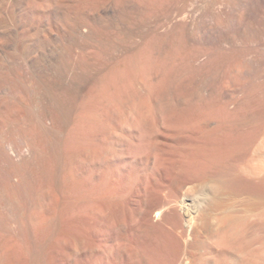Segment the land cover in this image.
I'll return each mask as SVG.
<instances>
[{
	"label": "bare ground",
	"instance_id": "1",
	"mask_svg": "<svg viewBox=\"0 0 264 264\" xmlns=\"http://www.w3.org/2000/svg\"><path fill=\"white\" fill-rule=\"evenodd\" d=\"M4 1V221L21 226L24 218L25 242L35 250L38 232L39 242L67 233L82 257V215L121 214L131 239L117 250L121 258L131 251V264H264V0L160 4L147 22L144 14L134 19L146 31L127 27L131 13L113 1L92 13L83 11L84 0ZM99 12L113 14L115 38L110 26L104 37ZM181 42L183 65L174 60ZM174 61L188 77L173 78ZM229 64L232 91L223 80ZM217 75L213 91L204 80Z\"/></svg>",
	"mask_w": 264,
	"mask_h": 264
},
{
	"label": "rangeland",
	"instance_id": "2",
	"mask_svg": "<svg viewBox=\"0 0 264 264\" xmlns=\"http://www.w3.org/2000/svg\"><path fill=\"white\" fill-rule=\"evenodd\" d=\"M81 1H83V0H81ZM84 1H86V0H84ZM83 1V3L82 4H84L83 5V7H84V12H94L93 10L95 9L96 10V8L98 7V9H97V11L99 10L100 11V8L101 7H103L105 4H109V3H113L114 5H116L117 7V10H119V12L121 11V12H125V11H127V12H130L131 13V19H130V21H129V23H130V25H129V23L127 24V27H134L135 26V24L134 23H136V21L138 20V18L140 19L141 18V16H142V18L144 17V15H146L143 19L144 20H146V22H147V17H151L152 15L150 14V13H152L153 14V12H157V8H156V6H159L160 4L161 5H163L164 4V6L165 7H172V6H178V3L179 2H181V0H160V1H163V2H165V3H162V2H160L159 0H87L86 1V3ZM109 1H111V2H109ZM113 1V2H112ZM145 1V2H144ZM172 1V2H171ZM176 1V2H175ZM5 3L6 1H4V0H0V5L1 4H3V3ZM89 3V5L91 6H89L88 5V3ZM94 2V4H90V3H93ZM97 2V3H96ZM137 2V3H136ZM151 2V3H150ZM168 2V3H167ZM178 2V3H177ZM101 3V4H100ZM157 3V4H156ZM170 3V4H169ZM177 3V5H175ZM87 4V6H85ZM96 4V5H95ZM104 4V5H103ZM124 4V5H123ZM131 4V5H130ZM155 4V5H154ZM180 4V3H179ZM92 5H94V6H92ZM98 5H100L101 7H99ZM151 5V6H150ZM169 5V6H168ZM96 6V7H95ZM155 6V7H154ZM95 7V8H94ZM124 7V8H123ZM122 8V9H121ZM91 9V10H90ZM152 9V10H151ZM149 10V11H148ZM142 11V12H141ZM91 12V13H92ZM96 12V11H95ZM142 14H141V13ZM99 14H100V16H98V18L100 17V19H98L97 18V20H98V26H100V28H101V32H102V30L103 31H105L106 32V30L108 29V30H110V31H108L107 30V32H111V34L113 33V32H115V34H117L116 33V27H118V26H114V23H113V20H112V18H113V14L111 15V14H109V13H105V12H99ZM115 14V13H114ZM135 14V15H134ZM144 14V15H143ZM156 13H154L153 15H155ZM147 15H149V16H147ZM151 15V16H150ZM112 17V18H111ZM154 17V16H153ZM109 19H111V21L109 20ZM134 19L136 20V21H134ZM148 19H150V18H148ZM142 20V19H141ZM144 20H142V21H144ZM100 21V22H99ZM104 26V28L102 29V25ZM132 23V24H131ZM105 24V25H104ZM144 25V26H143ZM146 23H145V21L144 22H141L138 26H135V27H139V26H143L142 28H141V30H143V31H146L145 29H147L146 28ZM105 26H107V27H109V28H105ZM126 27V28H127ZM134 27V28H135ZM140 28V27H139ZM145 28V29H144ZM111 29H113L112 31H111ZM130 29V28H129ZM103 33V35H105L104 37L106 38L107 37V35L109 34V33ZM114 34V33H113ZM112 34V35H113ZM114 34V35H115ZM111 35V37H114L115 38V36L113 35L112 36ZM101 36H102V34H101ZM103 37V36H102ZM104 38V39H105ZM182 43V42H181ZM114 46H116V45H114ZM182 46H184L185 47V44H179V47H178V49L176 50L177 51V53H176V57H179V58H174V60H178L177 62H180V64L182 63L181 61H183L184 62V60L186 61V59H185V56H184V53H183V49L182 48H184V47H182ZM182 52V53H181ZM183 54V55H182ZM179 55V56H178ZM183 57V58H182ZM106 60V59H105ZM176 61H174V63L176 62ZM233 61V60H232ZM177 62H176V64H173L172 65V67H171V70H174V69H172V68H174V67H176L175 68V70L171 73V71L169 70V72L171 73V75H174L173 76V78H175V77H178L179 75L178 74H180V76H179V78H177L176 79V81L178 80V79H182L181 77H183V76H186V77H188V72L187 71H185V69H184V67H182L181 65H183V63L180 65V64H177ZM233 63V62H232ZM185 64H186V62H185ZM177 65H178V67H177ZM233 66H234V64H232ZM243 65H245V62H243ZM174 66V67H173ZM229 66V68H227L226 69V72H225V74L223 75V80H225V81H229L228 83L226 82V84H225V86H226V88L228 87V89H229V87H230V89H229V91H232V90H234V88H235V84L233 83L234 82V78H235V76H234V74L236 73L233 69V66L231 67V64H229L228 65ZM227 66V67H228ZM183 69H182V68ZM179 68H180V71H179ZM231 68V69H230ZM176 69H178V71L176 70ZM232 70V71H231ZM177 73H176V72ZM187 72V73H185V72ZM168 72V75L170 74ZM235 72V73H234ZM175 73V74H174ZM243 74H244V71L242 72ZM182 74V75H181ZM186 74V75H185ZM243 74L241 75V77L243 76ZM176 75V76H175ZM220 76V75H219ZM218 75L217 76H214L215 78H213V80H210L211 78H207L206 80H204V83L205 84H208L207 86L209 87V85L211 86V88L213 89V91H215V89H217V88H219L218 87V85L220 86V77H219ZM227 76V77H226ZM234 76V77H233ZM170 77V79H173L171 76H169ZM186 77H183V79H185ZM228 78V79H227ZM233 78V79H232ZM243 78V77H242ZM210 81H209V80ZM219 80V83L217 82ZM230 80H231V82H230ZM259 80L260 79H258L257 80V82H256V80H255V82L256 83H254V81L253 82H247L248 83V86L247 87H249V86H254V84H256V86H258L259 85ZM212 81H213V83H212ZM216 81V82H215ZM233 81V82H232ZM184 82V81H183ZM259 82V83H258ZM181 83V82H180ZM210 83V84H209ZM254 83V84H253ZM185 84V83H184ZM183 83H182V85H184ZM212 84V85H211ZM215 85V86H214ZM232 85V86H231ZM233 89H232V88ZM195 88H199V87H197V85L195 86ZM250 88L251 87H249V88H246L245 86H244V91L246 90V89H248V91L250 90ZM200 89V88H199ZM197 89V92L194 94V96H196V94H197V97L198 98H196V97H193L194 99L196 98V99H199L200 97H202V95H200L201 93H202V89ZM236 89V88H235ZM201 92V93H200ZM259 93H261L260 92V90L258 91ZM186 93V92H185ZM187 93H189V95H190V97L189 98H191V100H188L189 102H191V101H193L192 100V97H191V94H190V92H187ZM200 93V94H199ZM200 95V96H199ZM188 97V95L187 94H185L184 95V98H181L180 99V103L182 104L181 106H183V103H185L186 101H187V99H189V98H187ZM193 96V95H192ZM183 97V96H182ZM187 98V99H186ZM185 101H184V100ZM196 99H195V101H196ZM182 100H183V103H182ZM188 102V103H189ZM194 102V101H193ZM188 103L187 104H184V105H188ZM192 103V102H191ZM3 207H1L0 208V264H27V263H29V264H32L33 263V257H32V255L34 256L35 254V256H37L38 255V252L40 251V250H42L41 252H39L40 254L37 256L38 258L40 257V259H39V261H38V264H66L65 263V261H67V263H68V261H69V258L70 259H72V260H74L76 257H78V256H80L81 257V255H76V249H75V253H74V248H76V247H72V243H71V239H70V237L68 236V238L70 239V241L68 240V238L67 237H65V236H67V235H65L64 236V234H67V233H64V234H62V235H60L61 233H57L56 235H58L59 236V239H62L61 241L64 243H61V241L57 238V236L56 235H53L52 236V238L50 237L49 239V241H46V240H48V239H43L42 238V242H39V241H41V240H39V238L42 236V235H39L40 233L38 232L37 234V236L36 237H38V238H36V240H38V243H36V245H37V249L35 250V246L34 247H30L29 245H28V243L27 242H25V240L26 239H28V238H26L27 236H28V234H26L27 232H25L26 231V229H27V223H26V221L24 220V218L22 219V217H21V223L23 224H21L20 223V225L21 226H17V224H15V223H10L9 225H8V220L7 221H4V219L6 220V219H8L7 218V214H6V209H2ZM5 210V211H4ZM85 213H87V212H85ZM101 213H103V212H101ZM108 214V213H107ZM107 214H105V216H106V218H104L101 214H99V216H98V214H96V216L94 217V215L95 214H93V215H91V216H89L88 214H86V215H82L83 217H81V219L83 220H81V226L83 227L85 224V226L83 227L84 229H86V230H84L85 231V238L83 239V240H85L84 242H82V243H84V244H81V246L78 244V247L80 246L82 249H80V251H81V253H82V257L84 258H82L81 257V264H115V261L118 259V257L116 258V255L115 254H117L120 258H119V260H117L116 261V264H131V251L129 252L128 250H127V252L128 253H126V254H124L123 256H124V258H123V256H122V258H121V256H120V253H119V251L118 250H120L121 248H124V246L126 245V243H125V240H127V241H130V239H131V230L130 229H128L130 226H128L129 225V219L128 218H126V216L125 215H122V216H125V217H122L121 216V214H118L119 216H121V217H119L117 214H110V215H108L107 216ZM104 215V214H103ZM111 215L112 216H114V217H111ZM115 215H117V216H115ZM97 216H98V218L99 217H101L102 219H104V221H101V222H105V221H107L106 219L108 218L109 220L107 221V224H105V223H101V222H99V219L97 218ZM110 216V217H109ZM6 217V218H5ZM87 217V218H86ZM88 217H91V219H93V220H96V222L95 221H91V219L89 218L88 219ZM93 217V218H92ZM118 217V218H117ZM96 218V219H95ZM123 218H125L126 220H127V225H126V220L125 219H123ZM84 219H85V221H84ZM88 220V222L90 223V221H91V223L89 224V226H90V228L87 226L88 225V223H87V220ZM123 219V220H122ZM90 220V221H89ZM122 220V221H121ZM84 222H86V223H84ZM92 222H94L93 223V226L91 225L92 224ZM111 222V224H109ZM125 223V224H124ZM5 226H4V225ZM26 224V225H25ZM102 226H101V225ZM97 225H100V226H97ZM113 226V227H111V226ZM13 226V227H12ZM19 227V228H17V227ZM2 227V228H1ZM8 227V228H7ZM37 227H38V229L39 230H41L40 229V227H41V224H39V225H37ZM93 227H95V229L93 228ZM97 227V228H96ZM115 227V228H114ZM83 228H82V230H83ZM99 228H101L100 230H99ZM109 229L108 231L106 230L105 231V229ZM2 229H9L11 232L13 231V232H15L14 233V236L13 237H10V238H5V236H4V233L2 232ZM89 229H91L89 232H87V230H89ZM42 231V230H41ZM84 231H82V232H84ZM92 231V232H91ZM96 231V232H95ZM19 233H21V237L19 236ZM89 235H88V234ZM130 233V234H129ZM94 234V235H93ZM129 234V235H128ZM27 235V236H26ZM83 235H84V233H83ZM127 235H128V237H130V239L128 240V237H127ZM26 236V237H25ZM60 236H62V238H60ZM90 236V237H89ZM98 236V237H97ZM84 237V236H83ZM97 237V238H96ZM95 238V239H94ZM123 238V239H122ZM41 239V238H40ZM66 239V240H65ZM21 240V241H20ZM94 240H95V242H94ZM20 241V242H19ZM66 241H68V242H70V243H68L67 244V242ZM18 242V245L17 244H15V243H17ZM23 242V243H22ZM25 242V243H24ZM44 242H46V243H44ZM66 242V243H65ZM27 243V244H26ZM43 243H44V245H43ZM125 245H124V244ZM14 246H12V245ZM27 246L26 248H21L20 249V246L21 245H23V247L25 246V245ZM41 244V245H40ZM61 244H63V246L61 245ZM69 244H70V246H69ZM114 244V245H113ZM19 246V248H18V250H19V252L20 253H17V251L18 250H16V252H11V251H13V250H15V249H17L16 247L17 246ZM40 245V246H39ZM121 245V246H120ZM124 245V246H123ZM16 246V247H15ZM66 246V247H65ZM67 246H68V248H67ZM77 246V245H76ZM22 247V246H21ZM29 247H30V249H29ZM62 247H64L63 249H65L66 251H67V249H68V252H71L70 254H67V252L65 251V250H63V249H61ZM71 247H72V249H71ZM79 247V248H80ZM4 248V249H3ZM6 248V249H5ZM8 248H10V249H8ZM15 248V249H14ZM32 248H33V250L36 252H34L33 250H32ZM85 250H84V249ZM107 248H109V250H114V251H109ZM117 248H118V250H117ZM12 249V250H11ZM23 249H26V251L24 252L23 251ZM28 249V250H27ZM40 249V250H39ZM70 249H71V251H70ZM23 251V252H21V251ZM31 250V254L28 252V251H30ZM63 250V251H62ZM84 250V251H83ZM99 250H102L101 252L99 251ZM107 250V251H106ZM122 250V249H121ZM32 251H33V254H32ZM38 251V252H37ZM61 251V252H60ZM65 251V252H64ZM110 252V253H108V255H107V253L106 252ZM116 251V252H115ZM3 252V253H2ZM8 252H10L9 254H8ZM63 252V253H62ZM104 252H105V254H104ZM112 252V253H111ZM14 255H13V254ZM16 253H17V256H16ZM21 253H24V254H22L21 255ZM27 253H29V254H27ZM35 253V254H34ZM73 253H74V255L75 256H68V257H66L67 255H73ZM114 253V254H113ZM2 254V255H1ZM5 254V255H4ZM6 254H8V255H6ZM12 254V255H11ZM18 254H19V256H18ZM60 256L61 254V257H59L58 255ZM64 254H65V256H64ZM67 254V255H66ZM27 255V256H26ZM28 255H31V257L30 258H32V259H29V257H28ZM58 256V258H55V256ZM111 255V256H110ZM113 255V256H112ZM6 256V257H5ZM35 256H34V258H35ZM56 256V257H57ZM15 257V258H14ZM17 257H18V259H17ZM36 257V258H37ZM63 257V258H62ZM114 257L116 258V259H114ZM4 258V259H3ZM24 258V259H23ZM68 258V259H67ZM15 259V260H14ZM58 259V260H57ZM60 259V260H59ZM61 259H65V261L63 260V263H62V260ZM114 259V260H113ZM121 259H123V261L121 260ZM37 260V259H36ZM40 260H41V263H40ZM72 260H70V263H72V264H80V263H78V261H77V263H76V261L74 260V263H73V261ZM11 261H12V263H11ZM26 261H27V263H26ZM31 261H32V263H31ZM118 261H119V263H118ZM70 263H68V264H70Z\"/></svg>",
	"mask_w": 264,
	"mask_h": 264
}]
</instances>
